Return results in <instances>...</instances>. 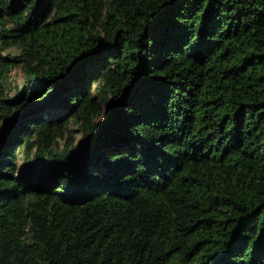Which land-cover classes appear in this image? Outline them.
Listing matches in <instances>:
<instances>
[{
	"label": "trees",
	"instance_id": "16d2710c",
	"mask_svg": "<svg viewBox=\"0 0 264 264\" xmlns=\"http://www.w3.org/2000/svg\"><path fill=\"white\" fill-rule=\"evenodd\" d=\"M0 264H264V0H0Z\"/></svg>",
	"mask_w": 264,
	"mask_h": 264
},
{
	"label": "rangeland",
	"instance_id": "374dc122",
	"mask_svg": "<svg viewBox=\"0 0 264 264\" xmlns=\"http://www.w3.org/2000/svg\"><path fill=\"white\" fill-rule=\"evenodd\" d=\"M9 51H11L12 53H15L16 54L18 52V49L12 48ZM24 76L25 75H24V68H23V66L22 65L16 66L14 68L13 73H12V82H13V84H20V83H22L24 81ZM18 161H19V163L22 166V163L23 162H22V157L21 156L18 158Z\"/></svg>",
	"mask_w": 264,
	"mask_h": 264
}]
</instances>
